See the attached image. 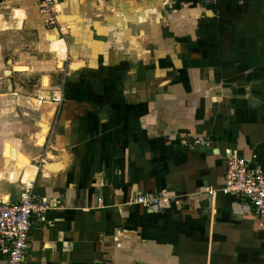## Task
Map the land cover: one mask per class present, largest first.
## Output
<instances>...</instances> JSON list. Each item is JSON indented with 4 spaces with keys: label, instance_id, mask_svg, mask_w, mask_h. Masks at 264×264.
Listing matches in <instances>:
<instances>
[{
    "label": "crops",
    "instance_id": "1",
    "mask_svg": "<svg viewBox=\"0 0 264 264\" xmlns=\"http://www.w3.org/2000/svg\"><path fill=\"white\" fill-rule=\"evenodd\" d=\"M54 13L0 0V201L53 204L23 264H264V226L219 192L231 153L264 172V0Z\"/></svg>",
    "mask_w": 264,
    "mask_h": 264
},
{
    "label": "built area",
    "instance_id": "2",
    "mask_svg": "<svg viewBox=\"0 0 264 264\" xmlns=\"http://www.w3.org/2000/svg\"><path fill=\"white\" fill-rule=\"evenodd\" d=\"M41 11L49 14V23H55V0H36ZM41 99V98H40ZM54 100H58L54 97ZM225 174L219 192L234 196L250 205L254 215L264 226V172L251 167L244 157L231 153L225 158ZM210 195L214 190L208 191ZM153 195H140L133 202L146 208L156 206L160 200ZM53 206L45 197H38L30 189L20 193L15 203L0 201V251L7 264H23L34 217Z\"/></svg>",
    "mask_w": 264,
    "mask_h": 264
},
{
    "label": "bare ground",
    "instance_id": "3",
    "mask_svg": "<svg viewBox=\"0 0 264 264\" xmlns=\"http://www.w3.org/2000/svg\"><path fill=\"white\" fill-rule=\"evenodd\" d=\"M43 84L44 85H47V79L46 78L43 79ZM40 142L42 143V140ZM21 159H23V158H21ZM23 161H25L26 163H28V160L26 158H24ZM24 170H25V172H24V175L22 177V180L23 181H25L26 179L32 177V175L36 172V167L34 165H27V166H25V168H23V171Z\"/></svg>",
    "mask_w": 264,
    "mask_h": 264
}]
</instances>
